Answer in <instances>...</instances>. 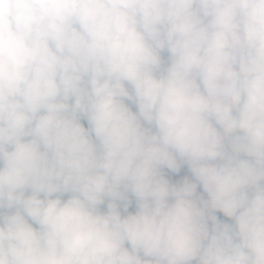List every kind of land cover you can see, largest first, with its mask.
<instances>
[{"label": "clouds", "instance_id": "1", "mask_svg": "<svg viewBox=\"0 0 264 264\" xmlns=\"http://www.w3.org/2000/svg\"><path fill=\"white\" fill-rule=\"evenodd\" d=\"M0 264H264V0H0Z\"/></svg>", "mask_w": 264, "mask_h": 264}]
</instances>
